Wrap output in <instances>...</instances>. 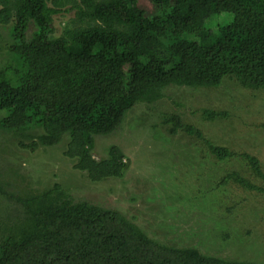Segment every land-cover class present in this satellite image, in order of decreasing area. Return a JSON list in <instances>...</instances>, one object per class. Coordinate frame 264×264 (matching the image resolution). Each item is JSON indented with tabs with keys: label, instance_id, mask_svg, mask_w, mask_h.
I'll return each mask as SVG.
<instances>
[{
	"label": "trees",
	"instance_id": "trees-1",
	"mask_svg": "<svg viewBox=\"0 0 264 264\" xmlns=\"http://www.w3.org/2000/svg\"><path fill=\"white\" fill-rule=\"evenodd\" d=\"M70 12L55 36L53 17ZM237 21L241 30L232 29ZM1 30L8 56L0 69V130L31 140L27 132L40 129L25 147L31 150L67 138L65 156L91 182L120 179L128 169L115 145L96 160L94 137L114 133L136 104L158 100L160 89L216 88L226 79L264 89V0H0ZM164 123L170 135L202 139L177 115ZM208 144L216 159H245L264 178L256 158ZM24 197L17 199L20 220L1 225L0 264H264L164 245L114 210L72 201L58 185Z\"/></svg>",
	"mask_w": 264,
	"mask_h": 264
},
{
	"label": "rangeland",
	"instance_id": "rangeland-1",
	"mask_svg": "<svg viewBox=\"0 0 264 264\" xmlns=\"http://www.w3.org/2000/svg\"><path fill=\"white\" fill-rule=\"evenodd\" d=\"M73 16L70 12L53 17L55 36ZM241 28L237 21L232 29ZM0 34L1 69L8 40L6 31ZM158 95L153 103L136 104L111 135L94 137L91 154L96 160L105 159L112 145L123 152L128 169L120 179L91 182L65 156V137L55 146L31 150L25 147L40 129L27 132L31 140L0 130V228L23 215L18 197L58 185L72 201L114 210L164 245L196 248L224 260L264 263V178L245 159H216L208 144L256 158L264 175V89H246L226 79L208 89L169 85ZM203 111L222 115L208 120ZM170 115L198 129L202 139L182 132L170 135L164 123Z\"/></svg>",
	"mask_w": 264,
	"mask_h": 264
}]
</instances>
